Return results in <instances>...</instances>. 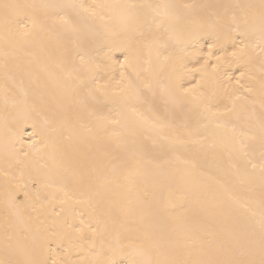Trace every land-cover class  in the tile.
Listing matches in <instances>:
<instances>
[{"label":"snow or ice","instance_id":"snow-or-ice-1","mask_svg":"<svg viewBox=\"0 0 264 264\" xmlns=\"http://www.w3.org/2000/svg\"><path fill=\"white\" fill-rule=\"evenodd\" d=\"M0 131V264H264V0H0Z\"/></svg>","mask_w":264,"mask_h":264},{"label":"bare ground","instance_id":"bare-ground-1","mask_svg":"<svg viewBox=\"0 0 264 264\" xmlns=\"http://www.w3.org/2000/svg\"><path fill=\"white\" fill-rule=\"evenodd\" d=\"M0 138H2V131H0ZM25 140H27V137L26 136H25Z\"/></svg>","mask_w":264,"mask_h":264}]
</instances>
